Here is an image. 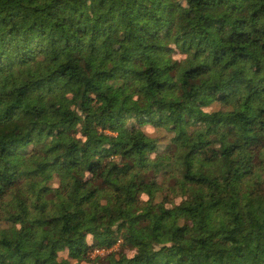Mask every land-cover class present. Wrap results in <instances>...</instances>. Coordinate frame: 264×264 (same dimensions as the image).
Returning a JSON list of instances; mask_svg holds the SVG:
<instances>
[{"label":"trees","instance_id":"trees-1","mask_svg":"<svg viewBox=\"0 0 264 264\" xmlns=\"http://www.w3.org/2000/svg\"><path fill=\"white\" fill-rule=\"evenodd\" d=\"M117 242L264 264V0H0V264Z\"/></svg>","mask_w":264,"mask_h":264},{"label":"rangeland","instance_id":"rangeland-1","mask_svg":"<svg viewBox=\"0 0 264 264\" xmlns=\"http://www.w3.org/2000/svg\"><path fill=\"white\" fill-rule=\"evenodd\" d=\"M174 58H179L181 55L179 53H173ZM218 106L216 104H211L205 108V110H211L216 109ZM141 129L149 136L157 139L158 143L161 144L160 147L167 142L168 138L170 137L171 133L166 132L163 128L155 126L153 123H146L141 126ZM157 151H161V149L158 148ZM155 152L151 153L150 155H154ZM142 199H144V196H141ZM174 201H178V199H174ZM87 243H90V238L87 236L85 238ZM118 242L112 245L108 250H103L99 248H93L89 253H87V257L90 259L89 262L82 261L81 264H100L104 261V256L107 252L116 250L118 248ZM127 255L131 254V251L125 250L124 251ZM58 257L64 258L66 256V253L64 251H59L57 253Z\"/></svg>","mask_w":264,"mask_h":264}]
</instances>
